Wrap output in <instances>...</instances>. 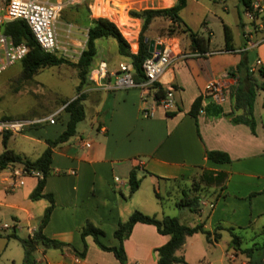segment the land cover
Masks as SVG:
<instances>
[{"label": "crops", "instance_id": "0c3cea01", "mask_svg": "<svg viewBox=\"0 0 264 264\" xmlns=\"http://www.w3.org/2000/svg\"><path fill=\"white\" fill-rule=\"evenodd\" d=\"M142 1L151 3L152 8L176 4V0ZM251 2L264 6V0ZM243 12L245 20L239 23L240 45H235L233 37V51H226L225 45L214 50L210 40L209 51L204 56L180 57L163 75L160 81L163 88L176 90V111L159 107L150 88L106 91L88 80L82 92L86 96L85 111L91 110V120L81 129L77 125L76 135L54 149L53 173L46 180L44 193L53 195L55 207L43 234L69 244L56 251L39 248L47 264H121L113 252L102 250L92 236L83 240L84 225L91 221L104 231L100 240L106 246L119 247L121 243L114 233L120 222H126L135 211L159 217L158 210L152 205L148 208L140 198L134 203L145 180L158 193L162 186L182 192L186 183L192 185L198 171L223 173L226 178L220 185L210 186L216 196L202 200L197 212L182 208L185 220L180 222L188 226L204 223L212 233L218 225L224 229L219 231L220 240L214 243L208 242L202 233L189 236L178 255L184 256L188 264H264V98L261 100V91L254 110L256 134L245 124H233L227 116L235 110L232 92L239 77L236 71L234 75L231 72L244 53L250 71L262 80L259 69L264 66V29L259 20L251 22L245 7ZM248 34L249 39H244ZM100 61H94V67ZM108 65L111 70L117 69ZM212 80L226 86L224 104L216 103L206 94ZM200 96L201 110L196 121L189 112ZM146 108L153 111V116L142 115ZM242 113L243 110L236 111V114ZM60 115L54 124L31 127L19 135L24 141L11 143L18 136L14 135L5 147L0 140V154L8 148L31 160L38 159L48 147L47 140H55L66 130L70 114L62 110ZM214 150L228 153L231 162L209 160L206 152ZM134 169L141 185L131 194L129 178ZM22 170L23 165L19 163L0 170V230L4 236L13 230L16 234L26 231L27 237L33 236L50 205L46 198H30L38 176L15 174ZM121 200L130 202L125 211ZM230 228L241 239L238 247L232 245ZM248 230H254L256 237H260L243 247L241 233ZM225 232L229 237H225ZM4 236L0 237V253L12 239ZM169 239L154 225L137 223L123 243L126 264H158L156 249ZM85 244L86 256L80 258L76 251L82 252ZM254 245L260 246L259 249L247 256L243 251ZM53 252L60 253L58 259L54 260Z\"/></svg>", "mask_w": 264, "mask_h": 264}, {"label": "trees", "instance_id": "16d2710c", "mask_svg": "<svg viewBox=\"0 0 264 264\" xmlns=\"http://www.w3.org/2000/svg\"><path fill=\"white\" fill-rule=\"evenodd\" d=\"M187 0H176V4L168 8H154L145 9L142 12L132 11V16L143 21L142 28L139 36V49L137 53H133L130 49V45L121 33L117 25L106 18H96L89 21V31L86 49L82 52L77 62H71L65 58L59 57L56 54L46 53L42 50L37 40L35 39L29 25L25 20H14L5 23L4 33L10 36L16 43H26L30 51L28 55L19 63H22V72L25 79H31L38 70L51 66H59L62 64H69L75 67L78 71L80 83L77 87V96L71 100L66 101L63 111L70 114V120L68 122L66 130L55 140H47L48 147L43 154L36 160H31L23 155L16 153L12 149L6 148V150L0 154V170L6 168L10 164H22L28 173H39L38 184L31 194L32 200H39L46 198L50 205L46 209L45 214L41 220L38 230L25 239H22V244L25 249V259L27 264H30L33 260V253L43 246L46 249H62L69 244L61 242L57 239L48 238L43 234V229L47 225L50 215L55 207L54 197L52 194L44 193L46 186V180L52 175L53 170L51 167L53 151L56 147L68 142L73 136L76 135L77 125L82 122L86 117L84 100L85 94L82 92L84 86L89 80V74L94 67L93 63L98 55V40L102 38H114L118 42V53L125 61L133 64L135 68V77L137 80H144L143 63L149 58L152 53L150 51V38H148L146 32L148 31L151 23L157 18H168L173 24H177L179 27L184 28V32L189 36V53H198L201 55L206 54L209 51L210 40L208 37L205 39L203 35L192 31L188 26L182 23L180 18V11L186 5ZM246 11L252 9L251 0H240ZM75 6V5H74ZM71 7V6H69ZM225 33V50L233 51V34L229 26L224 25ZM168 36H172L171 30L168 32ZM237 72L239 77L237 85L232 92L234 99L235 110L228 113L227 116L231 117L233 124H245L250 127L251 131L256 134V118H255V102L260 90H264V67L259 69V75L262 78H257L253 72L250 71L248 59L243 54L240 63L232 70L231 74ZM155 92L156 100H159L166 93V90L160 83H155L152 87ZM202 97H198L192 105L189 114L197 121L198 115L201 110ZM243 110L242 114H236V111ZM12 135L4 134L0 138L2 144L6 147L8 141ZM206 156L209 160L215 163H229L231 162L230 155L223 151H207ZM210 184L220 185L226 178L223 173L214 175L209 172ZM141 185V179L137 176L134 169L129 178L130 193H135ZM183 197L177 203L179 208H188L193 212H197L201 207V199L198 196H190L187 190H183ZM156 196L159 200L161 197L156 192ZM137 223H144L154 225L158 232L162 235L170 237L169 241L156 249L158 252V264H188L182 255H178V251L183 249L186 244V240L189 236H193L198 233H202L206 236V239L210 243L218 242L221 238L220 230L224 227L218 225L212 233L205 228L204 223H198L195 226H188L182 224L177 217L165 216L158 218L156 215H147L141 211H135L126 222H120L118 229L115 231L114 236L120 241L119 247L106 246L100 237L104 236L103 230L95 226L91 221H88L82 229V238L85 241L87 236H92L95 239L96 244L104 251L113 252L116 258L121 264H126L127 256L123 246V243L128 239L132 233L134 226ZM232 231V245L238 247L240 244V237ZM3 236V232L0 231V237ZM6 238H18L16 231L5 236ZM264 246V241L262 243ZM260 246L254 245L251 248L244 250L243 252L247 256H251ZM87 252V245L82 252L76 251L80 258H84Z\"/></svg>", "mask_w": 264, "mask_h": 264}, {"label": "rangeland", "instance_id": "374dc122", "mask_svg": "<svg viewBox=\"0 0 264 264\" xmlns=\"http://www.w3.org/2000/svg\"><path fill=\"white\" fill-rule=\"evenodd\" d=\"M152 7L151 3L148 4L142 0H105L100 5L94 1L83 0L75 6L67 7L57 20V28L63 46L68 49L62 48L55 54L71 62H77L82 51L86 49L89 21L96 18H106L112 21L109 16L115 20L112 22L120 29L129 43L131 51L137 53L143 21L133 17L131 13L132 11L142 12L145 9H154ZM243 8L244 5L240 0H187L186 5L180 11V18L182 23L192 31L203 35L205 39L210 37L212 49L220 50L225 45V24L232 30L235 45H240L241 29L239 23L241 20H245ZM113 13H117L118 17L114 16ZM69 25L77 27L72 35L68 34ZM169 30H171L172 36H168ZM146 35L148 39L150 38L156 43L166 41L175 48L180 47L181 50L188 51V34L184 32L183 27L173 24L168 18L154 19ZM244 39H249V34ZM97 43L99 52L95 62L102 59L111 66L118 68L119 63L125 61L118 53L116 39L112 37L102 38ZM79 83L80 78L77 69L69 64L42 68L31 79H25L22 63H17L0 75V119L45 118L54 112L61 113L65 102L77 96ZM260 91L261 100H263L264 90ZM60 113L56 115V121L59 120ZM90 114L91 110L86 109V119L78 124V129L85 127L90 122ZM48 124L50 123L44 122L38 126ZM14 141H24V139L18 135L12 138L11 143ZM208 173V171H198L192 185L186 183L184 187H181L183 190H187L190 196L200 197L201 201L214 199L216 191L210 190V186L214 184H210L208 180L210 174ZM148 181L145 180L143 183L139 193L135 196L134 203L140 198L143 203L147 204L148 208L152 205L158 210V218L171 216L179 218L181 222L185 220V214L177 206L183 197V193L177 192L174 188L165 189L162 186L159 193L161 200H159L153 186ZM121 203L123 211L130 205V202H126V200H121ZM204 210L207 211L208 208H204ZM224 234L225 237H229L228 232ZM17 235L18 238H12L8 248L1 251L0 264H27L25 249L21 241L27 238V233L24 231ZM241 236L243 247L250 246L254 239L260 237V235L256 237L254 230L244 231ZM38 249L33 253V260L30 264H47L45 255ZM50 249V251H56L54 248ZM53 253L55 254L54 260L58 259L59 256L57 257V255L60 253Z\"/></svg>", "mask_w": 264, "mask_h": 264}, {"label": "built area", "instance_id": "2783aa9c", "mask_svg": "<svg viewBox=\"0 0 264 264\" xmlns=\"http://www.w3.org/2000/svg\"><path fill=\"white\" fill-rule=\"evenodd\" d=\"M83 0H0V75L10 67L21 62L29 53L30 48L26 43H16L10 36L4 33V25L9 21L25 20L29 25L38 44L46 53L55 54L60 49L67 50L60 40L57 20L62 11L79 4ZM100 5L105 0H90ZM117 16V13H113ZM247 16L251 22L260 21V26L264 29V6L253 4L252 9L247 11ZM109 18L115 21L111 16ZM77 29L74 25L68 26V34L72 35ZM247 37V35H245ZM161 44L159 51H154L152 55L143 63L144 80H137L135 68L130 62H121L116 70H111L105 60L93 67L89 74V80L103 90L112 91L120 89L140 88L142 90L151 89L155 83H160L163 75L170 69L176 59L188 56H204L198 53H183L179 48H175L168 42ZM84 51V50H83ZM82 51V52H83ZM82 54V53H81ZM81 56V55H80ZM80 58V57H79ZM79 60V59H78ZM259 65L261 64L258 61ZM264 67V66H262ZM261 68V66H260ZM226 86L219 81L209 82L206 94L218 103L224 104L227 100ZM175 88L170 87L166 93L157 101V105L164 110L171 112L177 110V100ZM64 108V107H63ZM56 112L51 116L32 119H0V136L4 134L21 135L29 128L38 126L44 122L54 124L56 122ZM153 111L144 109V117L153 116ZM16 175L35 174L28 173L24 166L21 172L15 171Z\"/></svg>", "mask_w": 264, "mask_h": 264}, {"label": "water", "instance_id": "95a60500", "mask_svg": "<svg viewBox=\"0 0 264 264\" xmlns=\"http://www.w3.org/2000/svg\"><path fill=\"white\" fill-rule=\"evenodd\" d=\"M146 41H149L147 38ZM161 49V44L156 43L154 40H150V51L153 53L154 51H159Z\"/></svg>", "mask_w": 264, "mask_h": 264}]
</instances>
